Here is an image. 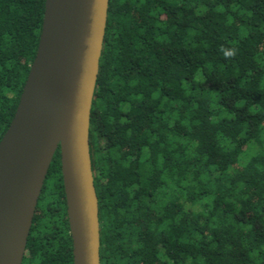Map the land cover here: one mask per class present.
<instances>
[{
  "label": "trees",
  "instance_id": "1",
  "mask_svg": "<svg viewBox=\"0 0 264 264\" xmlns=\"http://www.w3.org/2000/svg\"><path fill=\"white\" fill-rule=\"evenodd\" d=\"M44 13L0 0V142ZM90 153L101 264H264V0H109ZM22 264H74L60 148Z\"/></svg>",
  "mask_w": 264,
  "mask_h": 264
},
{
  "label": "water",
  "instance_id": "2",
  "mask_svg": "<svg viewBox=\"0 0 264 264\" xmlns=\"http://www.w3.org/2000/svg\"><path fill=\"white\" fill-rule=\"evenodd\" d=\"M109 0H45L40 42L0 142V264H22L60 148L74 264H101L90 120Z\"/></svg>",
  "mask_w": 264,
  "mask_h": 264
},
{
  "label": "clouds",
  "instance_id": "3",
  "mask_svg": "<svg viewBox=\"0 0 264 264\" xmlns=\"http://www.w3.org/2000/svg\"><path fill=\"white\" fill-rule=\"evenodd\" d=\"M225 55L227 56V55H232V53L231 52H225Z\"/></svg>",
  "mask_w": 264,
  "mask_h": 264
}]
</instances>
